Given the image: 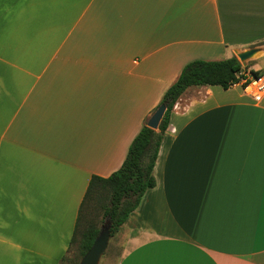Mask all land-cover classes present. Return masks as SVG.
Returning <instances> with one entry per match:
<instances>
[{
	"label": "crops",
	"instance_id": "0c3cea01",
	"mask_svg": "<svg viewBox=\"0 0 264 264\" xmlns=\"http://www.w3.org/2000/svg\"><path fill=\"white\" fill-rule=\"evenodd\" d=\"M257 47L264 0H0V264H61L183 67ZM238 86L177 101L105 264H264V96Z\"/></svg>",
	"mask_w": 264,
	"mask_h": 264
},
{
	"label": "trees",
	"instance_id": "16d2710c",
	"mask_svg": "<svg viewBox=\"0 0 264 264\" xmlns=\"http://www.w3.org/2000/svg\"><path fill=\"white\" fill-rule=\"evenodd\" d=\"M242 72L243 68L235 58L215 62L194 61L183 67L177 80L167 89L152 112L153 114L161 105L165 106V113L157 130L149 129L145 123L131 142L119 170L107 178L91 177L79 208L71 247L79 234L84 209L90 200L93 199L97 204H102V218L111 224V239L129 215L138 208L144 194L155 187L153 176L155 162L164 134L170 124L171 113L181 96L194 87H220L226 91L240 83V79L244 77L240 76ZM250 76L257 78L261 75L258 72H250ZM103 194L105 202H102ZM99 230L93 224H89L80 234V260L91 248Z\"/></svg>",
	"mask_w": 264,
	"mask_h": 264
},
{
	"label": "water",
	"instance_id": "95a60500",
	"mask_svg": "<svg viewBox=\"0 0 264 264\" xmlns=\"http://www.w3.org/2000/svg\"><path fill=\"white\" fill-rule=\"evenodd\" d=\"M264 55V47L251 48L244 51H235V59L242 67L247 66L249 62L255 61ZM165 113V106H159L147 120L146 126L149 129L157 130ZM111 224L106 221L100 228L91 248L81 258L78 264H99L102 256L107 250L110 241Z\"/></svg>",
	"mask_w": 264,
	"mask_h": 264
},
{
	"label": "rangeland",
	"instance_id": "374dc122",
	"mask_svg": "<svg viewBox=\"0 0 264 264\" xmlns=\"http://www.w3.org/2000/svg\"><path fill=\"white\" fill-rule=\"evenodd\" d=\"M255 65L260 66L263 68L264 66V58L258 60ZM218 90H221L218 88ZM241 88L240 86L235 89V91H240ZM105 195L103 194L102 202H105ZM99 198V197H97ZM101 206L102 204H97L93 199L88 202L84 209L83 213V219L82 223L79 226V234L76 237L75 243L72 245L71 249L69 250V253L65 257L64 261L61 262V264H78L80 261V253H79V243H80V234H82L86 228L88 227L89 224H93L96 228L100 229L106 220L102 218V211H101ZM106 254L107 252L104 253L102 256L100 263L99 264H105L106 261Z\"/></svg>",
	"mask_w": 264,
	"mask_h": 264
},
{
	"label": "built area",
	"instance_id": "2783aa9c",
	"mask_svg": "<svg viewBox=\"0 0 264 264\" xmlns=\"http://www.w3.org/2000/svg\"><path fill=\"white\" fill-rule=\"evenodd\" d=\"M239 84L241 85L243 93L253 101H259L264 96V78L262 76L257 78L250 76L249 79H246L244 76L240 79Z\"/></svg>",
	"mask_w": 264,
	"mask_h": 264
}]
</instances>
